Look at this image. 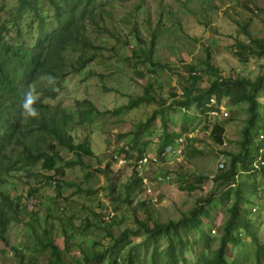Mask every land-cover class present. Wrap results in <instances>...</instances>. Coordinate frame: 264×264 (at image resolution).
I'll return each mask as SVG.
<instances>
[{
  "label": "rangeland",
  "instance_id": "obj_1",
  "mask_svg": "<svg viewBox=\"0 0 264 264\" xmlns=\"http://www.w3.org/2000/svg\"><path fill=\"white\" fill-rule=\"evenodd\" d=\"M37 1L40 17L46 19L53 8L46 0ZM97 2L101 12L96 10V23L89 21L86 29L98 46L95 58L57 84L54 99L44 100L51 106L65 107L71 114L67 130L73 142L87 138L93 155L83 156L85 166L65 168L62 180L75 182L73 187L62 183L55 188L47 179L54 171L40 168L39 163L25 167L31 168L34 175L16 171L3 174L7 181L0 189L20 201L21 219L10 221L6 240L0 239V264H54L51 247L43 245L49 237L66 260L82 262V249L92 248L94 243H99V250L104 249L122 230L135 232L136 220L149 224L153 220H177L208 194L211 217L203 218V230L214 238L211 246L215 247L228 216L234 184L219 185L214 178L228 169L230 153L240 149L248 104L234 102L227 95L219 103L211 102L215 106L205 112L193 108L179 111L174 99L182 96V88L190 81L189 66L198 76L199 88H207L217 77L254 81L264 74V54L256 55L240 46L242 43L258 51L246 36L245 25L251 38L264 41V0ZM17 7V0H0V21L15 14L22 29L30 32L25 36L29 42L35 36L38 20L28 9L15 13ZM146 89L153 100L121 107ZM256 95L262 105L258 111L264 114V90ZM84 99L96 111L90 120L80 122L76 100ZM162 108L164 117L158 113ZM216 126L222 144L213 137ZM250 132L254 144L260 135L264 138L260 131ZM135 133L139 136L133 147ZM57 147L63 159L74 157L70 150ZM135 171L141 180L126 191L125 184L138 177H133ZM236 173L249 199L241 203V211L264 242V172L243 171L237 164ZM192 183L194 189L190 190ZM35 186L40 189L30 195ZM64 230L69 235L67 252ZM187 236L193 240L199 233L189 230ZM234 236L236 240L228 245L226 254L235 258L236 264L240 258L245 264L254 263L250 237L242 230H236ZM143 237L141 231L129 234L121 250ZM164 243L160 239L157 244ZM147 244L145 249L140 248L146 257L152 243ZM13 247L21 248V261ZM203 252L202 246L193 245L185 255L196 264Z\"/></svg>",
  "mask_w": 264,
  "mask_h": 264
},
{
  "label": "trees",
  "instance_id": "obj_2",
  "mask_svg": "<svg viewBox=\"0 0 264 264\" xmlns=\"http://www.w3.org/2000/svg\"><path fill=\"white\" fill-rule=\"evenodd\" d=\"M17 1L18 7L15 13H18L20 9H28L37 18L38 23L34 38L27 42L25 36L30 32L22 29L15 14L0 21V186L7 181L3 174L16 171L25 173L26 176L34 175L31 168L25 167H34L36 163H39L40 168L54 171L52 175L47 176V179L52 180L55 188L59 189L62 183L73 187L76 186L75 182L62 180L65 168L77 164L85 166L83 156L91 157L93 151L87 138L78 143L73 142V136L67 130L71 114L66 111L65 107L51 106L44 100L54 99L57 84L68 74L83 70L88 62L95 58V50L98 46L94 45L88 37L86 29L89 21L96 23L94 18L98 12H101V7L97 0H46L53 8V12L43 19L40 17L41 8L37 0ZM27 26L29 27V23ZM245 33L249 41L258 47V51L240 43L242 49L256 55L264 54V41L251 38L246 25ZM154 37L152 36L151 42L154 41ZM238 52L242 53L241 50ZM155 64L162 68L166 67L159 63ZM188 70L190 81L182 88V96L174 99L176 109L179 111L193 108L205 112L215 106L210 103V98H215L219 103L227 95L234 102L246 101L248 104V115L242 128L243 139L240 149L236 153H230L228 169L214 178L219 185L229 182L234 184L230 188L233 201L227 208L228 216L220 227L221 233L217 237V245L211 246L214 238L203 230V218L210 219L211 217L212 206L207 205L211 194H208L199 198L187 212L181 213L177 220H168L163 223L153 220L152 224L136 220L138 229L135 232L129 229L122 230L118 237L112 239V244L104 249L97 248L99 243H94L92 248L82 249L84 252L82 262L79 259L66 260L49 237L43 245L51 247L54 264H192L186 257L185 251L193 245H200L204 248L196 264H236L235 258L226 254L228 245L236 240L234 236L236 230H242L252 241L254 263L251 264H264V242L258 239L255 226L250 219L245 218L241 211V203L249 199L244 196L245 184L237 179L236 173L237 164L243 171L260 169L264 172V152L261 151L264 148V141L259 139L254 144V140L250 138L252 129L264 134V114L258 111L262 105L256 99V94L264 90V74L259 75L254 81L245 78L217 77L207 88H199L196 84L198 76L194 68L189 66ZM45 74L56 78L54 87H50L46 81L40 79ZM29 88H35L39 96L35 105L40 112L38 119H25L21 115L24 92ZM175 96L173 93L172 97ZM153 99L146 89L143 95L130 98L128 103L121 107L131 108L142 100L151 101ZM76 105L80 122L90 120L91 115L96 111L93 104L86 99L76 100ZM158 111L164 117V109ZM164 126L166 127V122ZM217 128L216 126L212 130V134L214 139L222 144L223 137ZM138 136L137 133L134 134L133 147L137 145ZM164 137H166L165 133ZM56 146L70 150L74 157L63 159ZM161 147L160 150L163 149V146ZM135 176H138L136 171L133 177ZM132 179L125 184L126 191L131 189L133 183L140 182L141 176ZM40 186L32 187L30 195L38 191ZM188 187L192 190L194 184ZM76 190L79 188L76 187ZM128 194L125 197L128 198ZM20 206L19 200L10 198L8 192L0 189V239L6 240L5 232L10 221L21 219ZM148 215L151 219V215L149 213ZM189 230L198 232L199 237L189 240L187 236ZM140 231L144 235L143 239L138 243L130 244L126 250H121L124 238ZM64 235L66 236L64 252H67L69 235L65 230ZM160 239L165 240L162 246L157 244ZM148 242L152 244H150L149 256L146 257L142 255L140 248L145 249ZM13 250L19 255L21 261V248L13 247ZM237 264L245 263L240 258Z\"/></svg>",
  "mask_w": 264,
  "mask_h": 264
},
{
  "label": "clouds",
  "instance_id": "obj_3",
  "mask_svg": "<svg viewBox=\"0 0 264 264\" xmlns=\"http://www.w3.org/2000/svg\"><path fill=\"white\" fill-rule=\"evenodd\" d=\"M40 79L46 81L50 87H54L56 84V78L51 75H42ZM38 100L39 96L36 94L35 88H29L24 92L23 102L21 104V115L25 119H38L40 117V112L35 106Z\"/></svg>",
  "mask_w": 264,
  "mask_h": 264
},
{
  "label": "built area",
  "instance_id": "obj_4",
  "mask_svg": "<svg viewBox=\"0 0 264 264\" xmlns=\"http://www.w3.org/2000/svg\"><path fill=\"white\" fill-rule=\"evenodd\" d=\"M211 102H215V98H210V103ZM263 135H260V139H263V141H264V138L262 137ZM140 161H142L141 159H139ZM112 216V213L110 214V217Z\"/></svg>",
  "mask_w": 264,
  "mask_h": 264
}]
</instances>
